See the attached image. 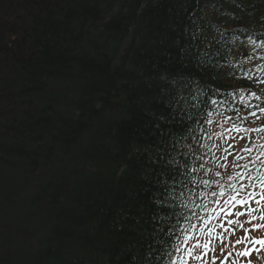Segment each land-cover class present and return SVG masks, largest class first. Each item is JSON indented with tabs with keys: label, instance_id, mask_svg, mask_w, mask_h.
Listing matches in <instances>:
<instances>
[{
	"label": "trees",
	"instance_id": "1",
	"mask_svg": "<svg viewBox=\"0 0 264 264\" xmlns=\"http://www.w3.org/2000/svg\"><path fill=\"white\" fill-rule=\"evenodd\" d=\"M254 28L264 0H0V264H173ZM185 164L187 206L163 210L156 173Z\"/></svg>",
	"mask_w": 264,
	"mask_h": 264
},
{
	"label": "rangeland",
	"instance_id": "2",
	"mask_svg": "<svg viewBox=\"0 0 264 264\" xmlns=\"http://www.w3.org/2000/svg\"><path fill=\"white\" fill-rule=\"evenodd\" d=\"M258 87L262 90L260 96H255L254 100L250 102L249 116L253 118L260 117L259 122L264 120V113L258 116V112H264V83L258 82ZM219 124L215 126L213 134L211 136L212 144L209 142L210 138L207 137L204 142V147L206 151L210 153H216L218 157L229 158V161H233V165L244 160L247 155L256 148L258 143L264 141V131L254 134L252 129L247 128L242 122H227L225 119H220ZM242 123V124H241ZM241 124V125H240ZM240 125V126H239ZM261 127V126H259ZM216 147L218 150H216ZM261 217L263 213H260ZM259 211L254 214V220H257ZM248 228V227H247ZM215 233L213 237H215ZM245 236V235H244ZM218 242L221 238H216ZM224 249V247L222 248ZM212 243L209 239H204L199 237L196 239L195 243H192L184 250L181 264H212V260L219 258L218 253H212L213 251ZM239 249L236 248V254ZM238 255V254H237ZM199 256L200 258H195ZM226 256V257H225ZM222 257H225L227 264H237L236 260H233V254L226 253ZM247 258V256H244ZM245 260V259H243ZM242 263L243 261L240 260ZM243 264H250L249 262Z\"/></svg>",
	"mask_w": 264,
	"mask_h": 264
},
{
	"label": "snow or ice",
	"instance_id": "3",
	"mask_svg": "<svg viewBox=\"0 0 264 264\" xmlns=\"http://www.w3.org/2000/svg\"><path fill=\"white\" fill-rule=\"evenodd\" d=\"M213 103H216L213 101ZM231 119V117H228ZM188 168L187 164L182 167H178L174 173L169 172L167 177L163 174V172L156 173L155 185L160 193V198L157 200V204L161 206L163 210H174L178 206L183 205V198L185 197V193H193V189L189 188V184H194L195 181L192 177V173L197 171L195 168H190L187 171L184 169ZM219 175V173H217ZM203 184H208V181H202ZM198 195V194H197ZM174 214V211H173ZM166 219L165 217H161V221ZM167 219H171V217H167ZM160 233H164L165 229L160 227L157 229ZM187 231V229L185 230ZM169 235L172 233L169 232ZM163 243L162 241L160 242ZM150 253L154 251L152 246L149 245ZM195 258L199 259V256Z\"/></svg>",
	"mask_w": 264,
	"mask_h": 264
},
{
	"label": "bare ground",
	"instance_id": "4",
	"mask_svg": "<svg viewBox=\"0 0 264 264\" xmlns=\"http://www.w3.org/2000/svg\"><path fill=\"white\" fill-rule=\"evenodd\" d=\"M135 27H134V31L130 34V35H128L127 37H125L126 39L124 40V42H125V44H131V39H132V37H134L135 36ZM6 36V35H5ZM6 38V37H5ZM3 42H5V40L3 41ZM1 45H2V43L0 44V47H1ZM57 158H58V156H57ZM60 160L62 161V159L60 158ZM26 178V177H25ZM24 178V179H25ZM28 178V177H27ZM27 181H28V179H27ZM28 183V182H27ZM28 186H29V184H28ZM34 200H33V198H32V196H30L29 197V199H28V202L29 203H32ZM20 208L22 209V210H24V211H28V205H27V203H22L21 204V206H20ZM19 241V239L17 238L16 239V242H18ZM24 258H25V256H22L21 258H20V260H19V263L18 264H22V261L24 260ZM14 259V258H13ZM14 260H16V259H14ZM16 262V261H15Z\"/></svg>",
	"mask_w": 264,
	"mask_h": 264
}]
</instances>
